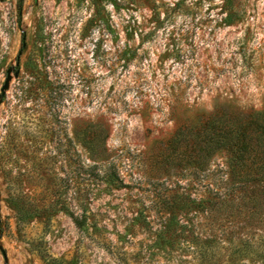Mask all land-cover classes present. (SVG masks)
Segmentation results:
<instances>
[{"label": "rangeland", "instance_id": "rangeland-1", "mask_svg": "<svg viewBox=\"0 0 264 264\" xmlns=\"http://www.w3.org/2000/svg\"><path fill=\"white\" fill-rule=\"evenodd\" d=\"M8 70L0 264H264L263 225L195 211L214 166L167 149L264 109V0H0Z\"/></svg>", "mask_w": 264, "mask_h": 264}, {"label": "trees", "instance_id": "trees-1", "mask_svg": "<svg viewBox=\"0 0 264 264\" xmlns=\"http://www.w3.org/2000/svg\"><path fill=\"white\" fill-rule=\"evenodd\" d=\"M170 142L178 159L214 166L210 196L194 200L195 211L230 227L264 226V109L216 106L181 122Z\"/></svg>", "mask_w": 264, "mask_h": 264}, {"label": "water", "instance_id": "water-1", "mask_svg": "<svg viewBox=\"0 0 264 264\" xmlns=\"http://www.w3.org/2000/svg\"><path fill=\"white\" fill-rule=\"evenodd\" d=\"M19 56H20V53H19V55L17 57L16 65L19 64ZM17 76H18V70L14 72V77H17ZM10 79H11V71L8 70L7 71V77H6L5 81H4L3 86L1 87V90H0L1 95H4L5 91L8 89V85H9Z\"/></svg>", "mask_w": 264, "mask_h": 264}]
</instances>
